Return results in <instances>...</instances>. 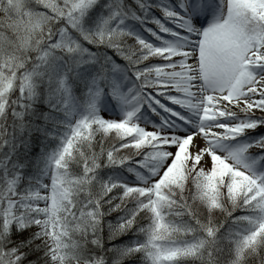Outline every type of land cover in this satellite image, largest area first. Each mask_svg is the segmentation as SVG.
Wrapping results in <instances>:
<instances>
[{"label":"snow or ice","instance_id":"obj_1","mask_svg":"<svg viewBox=\"0 0 264 264\" xmlns=\"http://www.w3.org/2000/svg\"><path fill=\"white\" fill-rule=\"evenodd\" d=\"M0 264H264V0H0Z\"/></svg>","mask_w":264,"mask_h":264}]
</instances>
